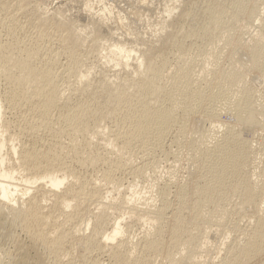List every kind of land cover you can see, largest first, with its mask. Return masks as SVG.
Returning <instances> with one entry per match:
<instances>
[{"label": "bare ground", "instance_id": "obj_1", "mask_svg": "<svg viewBox=\"0 0 264 264\" xmlns=\"http://www.w3.org/2000/svg\"><path fill=\"white\" fill-rule=\"evenodd\" d=\"M22 1L0 2V263L264 264V2L168 0L138 33ZM173 146L191 182L157 174Z\"/></svg>", "mask_w": 264, "mask_h": 264}, {"label": "rangeland", "instance_id": "obj_2", "mask_svg": "<svg viewBox=\"0 0 264 264\" xmlns=\"http://www.w3.org/2000/svg\"><path fill=\"white\" fill-rule=\"evenodd\" d=\"M137 1H144V0H32V2L30 3L29 7L31 9H35L36 12H44L45 10L52 11L54 9H59V10H61L62 13H68V14H71V15L78 16L81 13H83V10L87 6H90L94 12H97L98 10L102 11V13L104 11H108L110 14H113L114 16H116L117 13H119L120 16H122V17H124L126 19V21H128V22L131 21V26L133 27L134 30H136V32L141 33L142 28H143L142 22H144V21H149V22L155 21V18L157 16V14L160 12V10L162 9L163 4L165 2H168V0H146V2H148L149 6L152 9V12H150L149 14H147V13L141 14V11H138V10L134 9V7L132 6V3L137 2ZM261 1L264 2V0H261ZM0 2L2 4H4V5H6V6H9V7H14V6H17L18 4L23 3L22 0H0ZM171 4H172L171 2L167 3L168 6H171ZM75 18H77L76 23L80 27H82V26H88L89 23H90L89 21L86 22V21H84L81 18H78V17H75ZM117 32L118 33H123V31L121 29H118ZM29 34H30V30L27 31V33H25V35H27V36ZM99 58L101 59V57H99ZM61 59H63V58L61 57ZM60 61L63 62V60H60ZM89 61H92V62L95 61L93 63L96 66H95L94 70H92L94 74H96L99 71H101V69L103 67V66H101V63L103 64L102 59L99 60V59H95L94 57H90L89 58ZM109 73L112 74V72H109ZM246 75H245L246 83L248 82L247 84L249 85V83L251 82L250 85L251 84L252 85L255 84V86L257 84H259V85H257L258 87L256 86L255 88H257L256 90L258 92L260 91V93L261 92L263 93V90H264V82H261V81L257 80L253 76V74H251V75L246 74ZM253 79H256L257 81L255 80L256 81L255 82ZM251 80H253V82ZM263 97L264 96H262V99L261 98H257V99H255V101L257 100V103L259 105L258 106V110L259 109L261 110L260 111L261 114L259 113L260 114L259 117L263 118V120H264V115H263L264 114V108H263L264 107V105H263L264 104V98ZM256 134H257V132L255 133V135L252 138L253 144L256 143L255 147L258 146V144L260 143L259 141H261L263 139V137H262L263 136V133L259 132L257 135ZM172 148H174V149H172ZM170 149H171L172 152H175V151L179 152L177 155L180 154V156H178V158H176V159H174L172 157H168V159H167L165 157L166 160L163 157L162 160H161V162H160V164H161L160 166L161 167L159 166L158 173L157 174L160 175V177H162V178H164V177L166 178L168 176H171L174 173V171H175V173L178 172V174L180 176H182V177L184 176V179L187 182H191L192 180H194V176H190V175L187 174V167L183 163L184 161H182V158H180L181 157V153H180V151H178L179 148L173 146ZM171 159H172V161H171ZM177 160H179V161L181 160V162H179ZM180 163H183L184 166L182 164V166L180 167V165H181ZM178 164H180V165H178ZM173 167H174V169H173ZM160 168H161V170H160ZM195 168H196L195 166H192V171H195L196 170ZM159 170H160V173H159ZM126 181L127 182H130L129 179L128 180H125V182ZM141 182H137V185L136 186L137 187L142 186L141 185ZM136 186L131 187V189H133V188H136L137 189ZM217 233L215 232V235L214 236L211 235V238L209 239V240L212 239L210 242H212L213 245H214V246L211 247L212 250H214V247H216V244L219 241H221V239H220V237H221L220 235L221 234L218 233V235L220 236L219 237L217 235ZM212 237H214V238H212ZM224 237L223 238L221 237L222 240L224 239ZM215 238H219V240L218 239L215 240ZM213 240H215V242ZM219 244L220 243H218V245ZM214 254H215V251H212V253L210 255L211 258H214V256L216 255V254L215 255ZM218 256H221V254L218 255ZM216 257H217V255H216ZM0 264H3V263H0Z\"/></svg>", "mask_w": 264, "mask_h": 264}]
</instances>
